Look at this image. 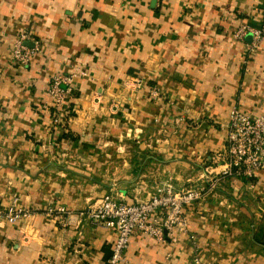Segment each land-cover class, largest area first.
I'll return each instance as SVG.
<instances>
[{
  "label": "crops",
  "instance_id": "obj_1",
  "mask_svg": "<svg viewBox=\"0 0 264 264\" xmlns=\"http://www.w3.org/2000/svg\"><path fill=\"white\" fill-rule=\"evenodd\" d=\"M263 21L264 0H0V207L18 197L30 213L0 223V264H106L115 235L87 208L221 173L229 111L264 115V38L252 51L250 35L233 38ZM21 32L38 44L26 66L10 56ZM78 70L53 127L50 80ZM59 206L71 224L46 215ZM184 215L174 240L134 234L122 264H264V170Z\"/></svg>",
  "mask_w": 264,
  "mask_h": 264
},
{
  "label": "built area",
  "instance_id": "obj_2",
  "mask_svg": "<svg viewBox=\"0 0 264 264\" xmlns=\"http://www.w3.org/2000/svg\"><path fill=\"white\" fill-rule=\"evenodd\" d=\"M247 35L252 38L249 46L252 51L264 38V21L259 28L241 25L234 32L233 38L242 41ZM26 42L32 43V47L25 46ZM37 51L38 44L32 35L21 32L11 42V61L26 66ZM77 75L82 77L84 72L78 70L77 74L68 76L57 74L50 80L47 89L50 102L45 104L43 109L52 110L50 123L53 127L61 126L69 119L68 104L73 97V82ZM142 84V79L135 77L125 85L134 89ZM150 95L157 98L156 89H152ZM224 129L225 168L221 173L205 170L199 186L175 190L167 185L151 194L148 199L133 202L125 201L119 195L111 193L87 208L84 214L90 224L111 230L115 235V242L106 264L124 263L129 239L136 233L163 241L167 237L172 238L174 232H186V206L204 200L217 191L226 179H252L257 172L264 170V115L246 113L238 107H233L229 111ZM45 213L49 217L58 216L62 219L63 215H66V224H71V214L62 206L49 207ZM29 215V211L19 205L18 197L12 198L8 205L0 207V223L14 224ZM194 264H201L196 257Z\"/></svg>",
  "mask_w": 264,
  "mask_h": 264
},
{
  "label": "water",
  "instance_id": "obj_3",
  "mask_svg": "<svg viewBox=\"0 0 264 264\" xmlns=\"http://www.w3.org/2000/svg\"><path fill=\"white\" fill-rule=\"evenodd\" d=\"M25 46H27V47H32V44L26 42V43H25Z\"/></svg>",
  "mask_w": 264,
  "mask_h": 264
}]
</instances>
